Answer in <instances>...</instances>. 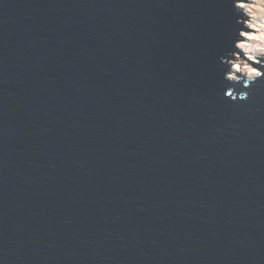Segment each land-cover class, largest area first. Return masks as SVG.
I'll list each match as a JSON object with an SVG mask.
<instances>
[{
  "label": "water",
  "instance_id": "water-1",
  "mask_svg": "<svg viewBox=\"0 0 264 264\" xmlns=\"http://www.w3.org/2000/svg\"><path fill=\"white\" fill-rule=\"evenodd\" d=\"M234 24L230 0H0V264H264Z\"/></svg>",
  "mask_w": 264,
  "mask_h": 264
},
{
  "label": "clouds",
  "instance_id": "clouds-1",
  "mask_svg": "<svg viewBox=\"0 0 264 264\" xmlns=\"http://www.w3.org/2000/svg\"><path fill=\"white\" fill-rule=\"evenodd\" d=\"M230 4L235 24L219 57L223 78L231 85L224 96L245 101L257 85L264 86V0H230Z\"/></svg>",
  "mask_w": 264,
  "mask_h": 264
}]
</instances>
